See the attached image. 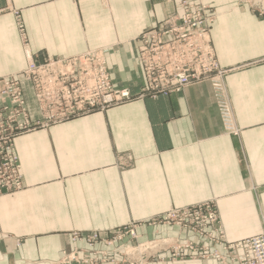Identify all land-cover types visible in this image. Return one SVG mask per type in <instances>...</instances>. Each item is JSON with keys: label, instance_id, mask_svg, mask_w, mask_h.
Returning a JSON list of instances; mask_svg holds the SVG:
<instances>
[{"label": "crops", "instance_id": "1", "mask_svg": "<svg viewBox=\"0 0 264 264\" xmlns=\"http://www.w3.org/2000/svg\"><path fill=\"white\" fill-rule=\"evenodd\" d=\"M174 2L0 0V77L26 67L24 35L39 60L107 47L113 86L132 95L15 137L23 189L0 196V264H64L62 252L83 247L72 232L110 231L210 200L229 242L262 232L264 16L240 0H200L214 15L210 38L225 70L229 128L208 81L168 96L141 94L136 39L175 12ZM137 234L200 242L176 226Z\"/></svg>", "mask_w": 264, "mask_h": 264}, {"label": "built area", "instance_id": "2", "mask_svg": "<svg viewBox=\"0 0 264 264\" xmlns=\"http://www.w3.org/2000/svg\"><path fill=\"white\" fill-rule=\"evenodd\" d=\"M243 1L264 13V0ZM174 10L157 27L136 39V59L144 80L142 93L150 97L168 96L180 93L192 83L208 81L223 123L230 128V108L222 81L225 70L218 67L210 38L214 15L200 0H175ZM106 54L107 49L101 48L67 59L38 62L32 60L25 47L28 65L23 73V81H0V196L22 189L18 160L11 141L16 131L20 130L18 120H26L23 124L26 127L30 118L24 97V88L28 84L38 114L46 121L58 122L102 111L130 99L127 91H116L113 87ZM2 102H7V106L4 107ZM172 213L180 215L177 225L191 226L196 232L204 233L207 227L214 228L219 224L211 201ZM117 234L115 239L100 237L95 233L75 235L73 240L84 242L89 249L101 243L110 250L87 251L82 259L74 251L64 254L63 261L80 264H147L163 245H160L161 242L138 246L120 244L117 251H112L113 243L121 242L123 237L121 232ZM130 235L134 236L133 231H130ZM239 248L243 251L239 264H264V233L244 241Z\"/></svg>", "mask_w": 264, "mask_h": 264}, {"label": "rangeland", "instance_id": "3", "mask_svg": "<svg viewBox=\"0 0 264 264\" xmlns=\"http://www.w3.org/2000/svg\"><path fill=\"white\" fill-rule=\"evenodd\" d=\"M242 4H246L250 10L258 15H262L264 16V13H262L261 11H259L258 9H256L255 7H252L249 3L244 2L243 0H240ZM2 13V11H0V14ZM20 32L21 35H23V30L22 27L20 26ZM23 42L25 47H27V44L25 43V38L24 35L22 36ZM103 49L106 48L107 52H108V48L107 47H102ZM101 49V48H98ZM98 49H94V50H98ZM94 50H89V51H94ZM88 52V51H86ZM85 53V52H84ZM83 54V53H82ZM31 58L32 60H36L38 62L42 61V60H47V61H55V60H59L57 58H53V59H42L39 60L36 56H33L32 54ZM80 55V54H78ZM75 55V56H78ZM73 57V56H71ZM70 58V57H67ZM67 58H62V59H67ZM28 65V59L26 57V67L16 73V74H11V75H7V76H2L0 77V81H4L7 82L11 79H15L18 81H23L24 79V71L26 70ZM108 69V68H107ZM109 73V71H108ZM110 76V75H109ZM111 79V78H110ZM113 85V84H112ZM114 87V86H113ZM116 91H127L129 93V91L127 89H120V88H116L114 87ZM25 92H24V97L26 100V105L28 107V114H29V120L27 122V126L25 127V125H23L25 123L26 120L23 119H19L18 120V125H21V127H19L18 129H20L19 131L17 130L16 133L14 134L13 138H12V146L15 152V155L17 157L18 160V166H19V174L21 177V182H22V175L20 173V165H19V159H18V155L15 149V145H14V139L17 135H19L22 132L27 131L28 129L32 128V127H39V126H46V125H51V124H55V123H59L62 121H58L57 120H52V121H46L42 118V115L38 114V110L36 107V103L34 100V97H32L31 94V89L29 84L27 85L26 89L24 88ZM141 94H143L141 92ZM144 95V94H143ZM129 97L132 98V95L129 93ZM4 107L7 106V102H2L1 103ZM100 111V110H97ZM104 111V110H102ZM96 112V111H93ZM92 113V112H90ZM89 114V113H87ZM86 115V114H83ZM83 115H79L77 117L83 116ZM16 117L18 118H22L23 116H18L16 115ZM76 118V117H73ZM72 119V118H69ZM66 119V120H69ZM51 120V119H50ZM119 163H121V166H124V162L119 161ZM131 162L129 161V166H131ZM22 189H23V182H22ZM21 189V190H22ZM20 190V191H21ZM18 191V192H20ZM17 193V192H16ZM14 194V193H13ZM211 202H213V208L218 216V220H219V224L218 226H215L214 228H210L207 227L204 231V233L202 232H196L194 231V229L191 226H179L177 225L176 221L179 220L180 215L179 214H174L172 212H175L176 210H181L183 208H179V209H171L168 210L165 213L159 214L157 216H154L152 218H149L147 220L144 221H140V222H131L130 224H127L125 226H121L119 228L110 230V231H105V232H101V231H89V232H72L70 234L71 237V241L74 244H79V245H83L82 248H75L72 251L68 252V251H64L62 252V262L64 264H80V263H65L63 261V255H68L73 253L74 251L76 252L77 256L79 259H82V257L87 253V251H109L110 248L105 247L103 244L101 243H97L101 244L102 246H104V248L102 249H97L96 245L93 246V248L89 249L86 244L84 242H78L77 240H73L74 236L78 235V236H84V235H89V234H98L100 237L102 236H106L109 237L110 239H115V237L118 235V232H121L123 237L121 242H114L111 250L112 251H117L118 247L120 244H129V245H134V246H138L144 243H160L163 244L162 247H160L158 250H156L153 255V257H151L147 264H149L152 261H158L161 263H165V262H175V261H195V262H201V261H214L218 264H239V259L241 258L243 251L241 248H239V245L242 244L244 241L252 239V238H256L258 236H261L264 233V215L262 216V223H263V229L262 232L254 237L251 238H247L244 240H241L239 242H229L226 237H225V232L224 229L222 227L221 224V220L219 217V214L216 211L215 208V202L214 200H210ZM209 201L206 202H202L193 206H189L186 208H190V207H194L203 203H207ZM166 217H168L169 219L166 220ZM176 226L186 232H189L191 235L197 237L199 239V243L195 244L192 241H177L176 239H172V238H151L150 240H145V241H140V236L137 234V229L138 228H142V227H146V228H154L155 226ZM130 231H133L134 236L130 235ZM221 233V235L218 234ZM164 246V247H163ZM237 246V247H236ZM162 248V249H161Z\"/></svg>", "mask_w": 264, "mask_h": 264}]
</instances>
